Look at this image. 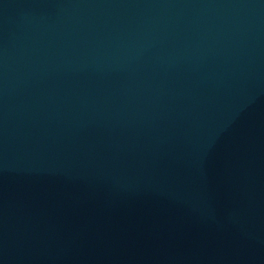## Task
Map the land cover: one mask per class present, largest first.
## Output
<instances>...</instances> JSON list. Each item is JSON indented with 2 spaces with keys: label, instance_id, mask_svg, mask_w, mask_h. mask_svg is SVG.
I'll return each mask as SVG.
<instances>
[{
  "label": "water",
  "instance_id": "water-1",
  "mask_svg": "<svg viewBox=\"0 0 264 264\" xmlns=\"http://www.w3.org/2000/svg\"><path fill=\"white\" fill-rule=\"evenodd\" d=\"M0 264H264V0H0Z\"/></svg>",
  "mask_w": 264,
  "mask_h": 264
}]
</instances>
